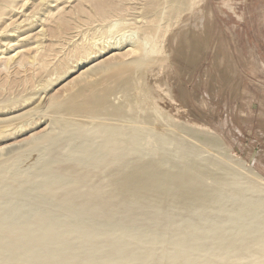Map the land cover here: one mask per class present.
<instances>
[{
	"label": "rangeland",
	"instance_id": "374dc122",
	"mask_svg": "<svg viewBox=\"0 0 264 264\" xmlns=\"http://www.w3.org/2000/svg\"><path fill=\"white\" fill-rule=\"evenodd\" d=\"M6 1L0 0V147L22 144L52 127L58 130L55 121L80 130L74 143L70 141L74 147L81 145L85 129L121 125L141 131L139 148L145 155L161 148L173 152L178 142L186 143L201 158L212 159V173L229 170L244 180L251 170L264 178V0ZM9 2L13 11L4 13L2 5ZM113 4L118 7L115 15ZM153 18L152 35L147 27ZM145 26L146 33L139 31ZM134 44L141 45L139 54L130 52ZM144 58L152 64L133 71L137 76L131 72L129 83L130 74L122 77L130 87L128 96L122 98V89L115 85L109 109L99 114L103 116H80L76 107L82 99L75 93L84 91L78 89L113 82L102 78V67ZM127 97L138 107L130 108ZM56 101L67 109L56 107ZM118 105L119 111L111 112ZM199 131L213 134L223 149L191 138V132ZM45 158L41 152L23 155L6 161L4 168L13 176L33 178ZM32 203L24 204L29 205L26 212L35 210ZM137 222L140 228L146 226Z\"/></svg>",
	"mask_w": 264,
	"mask_h": 264
},
{
	"label": "bare ground",
	"instance_id": "6f19581e",
	"mask_svg": "<svg viewBox=\"0 0 264 264\" xmlns=\"http://www.w3.org/2000/svg\"><path fill=\"white\" fill-rule=\"evenodd\" d=\"M13 7L9 2L1 10L10 13ZM153 21L147 27L152 35L157 20ZM145 28L139 31L146 33ZM147 38L144 41H149ZM134 45L130 52L139 54L143 44ZM150 63L144 58L102 65V78L113 82L78 89L88 92L75 93L79 101L82 99L76 110L99 119L108 108L113 86L122 89V98L128 96L131 74ZM127 74L128 83L122 78ZM129 98L127 102L125 99L129 107L136 104ZM55 104L67 109L66 104ZM119 109V105L113 106L111 112ZM97 125L92 130L84 128L78 147L70 141L73 137L76 140L80 130L60 121L54 124L58 130L52 127L22 144L0 147V264H264L263 177L251 170H247L251 177L244 180L229 170L222 175L212 173V159L201 158L199 151L186 143L178 142L175 146H180L173 152L160 147L156 153L145 155L139 148L142 133L138 129ZM191 135L202 144L223 149L210 132ZM37 152L48 161L41 163L33 178L13 176L8 167L4 168L8 160ZM28 200L34 204L31 212L25 211ZM160 211H164L162 216ZM141 220L145 221L144 228L136 224Z\"/></svg>",
	"mask_w": 264,
	"mask_h": 264
},
{
	"label": "crops",
	"instance_id": "0c3cea01",
	"mask_svg": "<svg viewBox=\"0 0 264 264\" xmlns=\"http://www.w3.org/2000/svg\"><path fill=\"white\" fill-rule=\"evenodd\" d=\"M257 11H260V10H257ZM258 14H261V13L258 12ZM262 14H263V15H262ZM262 14H261V15H262V18H264V13L262 12ZM261 45H264V43L261 44Z\"/></svg>",
	"mask_w": 264,
	"mask_h": 264
}]
</instances>
